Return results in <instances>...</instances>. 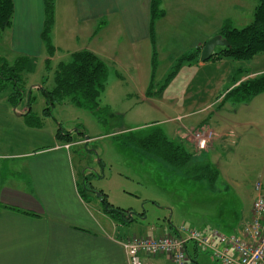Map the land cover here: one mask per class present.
I'll return each mask as SVG.
<instances>
[{"label":"rangeland","instance_id":"obj_1","mask_svg":"<svg viewBox=\"0 0 264 264\" xmlns=\"http://www.w3.org/2000/svg\"><path fill=\"white\" fill-rule=\"evenodd\" d=\"M177 1L182 4L179 9ZM256 5L257 0H159L160 9L167 12L154 22L153 42L138 44L135 52L122 44V57H110L122 64V71L112 62L107 67L100 110L95 114L68 99L44 111L42 89L54 87V70L59 62H70L71 53L54 51L47 62L41 55H22L28 58L20 73L25 96L13 104L12 85L0 90V152L35 150L63 136L73 142L72 164L80 168L78 187L88 209L102 219L99 209L117 223V214L108 209L126 216L131 213L133 221L119 225L120 232L152 237L156 232L186 228L208 236L209 229L216 228L232 235L230 225L249 215L254 184L264 178V94L248 102H232L224 94L241 76L256 69L264 72V53L247 62L221 58L202 65L197 63L199 57H186L203 37L204 27L220 22L242 28L251 22ZM112 43L121 47L115 39ZM0 56L11 65L20 56L9 50L6 30H0ZM27 119H33L32 125ZM205 123L216 135L225 128L233 134L215 136L210 152L201 156L217 171L212 183L172 169L128 137L159 128L168 140H182L184 149L195 154L200 150L182 130L207 127ZM80 140L82 144H76ZM98 193L105 195L108 209ZM187 249L188 264H219L201 246L189 242Z\"/></svg>","mask_w":264,"mask_h":264},{"label":"crops","instance_id":"obj_2","mask_svg":"<svg viewBox=\"0 0 264 264\" xmlns=\"http://www.w3.org/2000/svg\"><path fill=\"white\" fill-rule=\"evenodd\" d=\"M12 1L14 12L10 26L5 29L9 50L20 56L41 55L43 59H53L47 55L40 37L44 24L43 0ZM175 3L177 8L182 5ZM53 15L50 40L54 51L59 53L88 49L110 67L116 60L110 57H122V44L135 52L133 47L145 41L149 43L150 0H54ZM97 26L100 29L95 32ZM221 26L219 22L204 27L203 37L190 51L216 35ZM114 39L121 47L112 46ZM114 65L122 71V64ZM256 70L234 80L227 89L257 75ZM8 108L5 107L7 112ZM205 126L211 129L207 123ZM225 135L233 134L225 128L216 138ZM184 140L191 142L189 138ZM58 141L52 140L35 150L0 152V264H129L122 245L131 236L123 230L120 232L119 225L126 226L123 224L133 220L127 215L128 221L117 223L98 209L100 219L88 209L78 187L80 168L72 164L73 142L63 136ZM82 142L76 141V144ZM67 143L70 146L64 148ZM211 148L208 145L205 152L194 150L192 157L206 160L201 156ZM249 217L250 213L239 224L230 225L232 234L240 235L242 224ZM173 232L176 229L167 233ZM163 234L156 232L152 236ZM141 260L144 264H171L164 254L154 257L142 254Z\"/></svg>","mask_w":264,"mask_h":264},{"label":"trees","instance_id":"obj_3","mask_svg":"<svg viewBox=\"0 0 264 264\" xmlns=\"http://www.w3.org/2000/svg\"><path fill=\"white\" fill-rule=\"evenodd\" d=\"M43 3L44 24L40 37L48 56H52L54 47L50 40V31L54 19V0H43ZM13 12L12 0H0L1 31L10 26ZM163 15L164 10L160 9L159 0H150L149 37L152 42L154 22ZM217 34L225 38L229 45L227 47H217L209 59L230 58L246 61L255 54L264 53V0H257L249 24L242 28L222 24ZM199 51L190 52L186 58L195 59L199 57ZM47 60L45 59V62ZM27 61L28 58L19 56L11 65L0 57V90L4 89L7 83L12 85L13 90L9 100L13 104H16L25 96L20 85V73ZM107 74V65L92 51L81 49L72 52L70 62H59L57 64L54 70V87L52 89H42L47 102L44 111H49L55 103L68 99L73 104L83 106L95 114L100 110L98 99L104 89ZM261 92H264V72L233 85L224 94V98H229L232 102H248ZM29 101L28 96L27 108L29 107ZM28 118L30 117L28 116ZM32 118L34 117L32 116ZM30 122L33 123V119H27V123L32 125ZM128 137L140 149H144L146 152L160 158L172 169L180 171L182 174H191L195 180L207 179L209 183H212L216 178L215 168L208 163L207 159H194L192 154L184 149L182 142L168 140L159 128L152 129L144 136L129 134ZM100 198L108 209L109 204L105 195L100 194ZM108 212L111 214L116 213L115 216L121 223L128 221L129 217L116 209H108ZM189 258L188 256V261Z\"/></svg>","mask_w":264,"mask_h":264},{"label":"built area","instance_id":"obj_4","mask_svg":"<svg viewBox=\"0 0 264 264\" xmlns=\"http://www.w3.org/2000/svg\"><path fill=\"white\" fill-rule=\"evenodd\" d=\"M181 129V128H179ZM189 132V133H188ZM182 130L183 136H189L194 148L207 149L216 134L207 127L193 131ZM189 134V135H187ZM69 143L64 144L68 148ZM256 197L252 203L250 217L242 224L240 235L225 236L216 229H209V235L197 229H176V232L158 237L131 236L123 243L129 264H144L141 255L154 257L164 254L171 264H187V244L209 250L213 260L219 264H264V186L260 181L254 184ZM222 248H217L218 245ZM231 251V254H229Z\"/></svg>","mask_w":264,"mask_h":264},{"label":"water","instance_id":"obj_5","mask_svg":"<svg viewBox=\"0 0 264 264\" xmlns=\"http://www.w3.org/2000/svg\"><path fill=\"white\" fill-rule=\"evenodd\" d=\"M229 43L225 38H223L220 34H216L212 37H210L208 40L205 41L203 44L200 54H199V60L200 61H206L209 59V57L214 53L215 49L219 46H228ZM100 195V193H98ZM129 217L132 219L131 213L128 214Z\"/></svg>","mask_w":264,"mask_h":264}]
</instances>
